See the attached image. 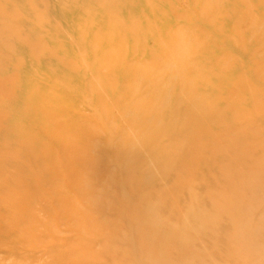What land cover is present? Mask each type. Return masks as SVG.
<instances>
[{"label": "rangeland", "instance_id": "1", "mask_svg": "<svg viewBox=\"0 0 264 264\" xmlns=\"http://www.w3.org/2000/svg\"><path fill=\"white\" fill-rule=\"evenodd\" d=\"M202 2L0 0V264H114L113 243L121 251L120 242L130 235L103 226L127 224L118 201L146 192H127L122 184L120 149L129 134L119 113L135 95L139 69L159 64L151 53L159 50L155 36L166 41L170 31H197L208 45H220L208 61L226 56L252 66L247 51L229 42L233 35L213 25L226 15L223 6L205 20ZM251 87L264 95L260 83ZM225 102L218 97L219 112ZM236 122L237 131L252 125L256 133L249 131L244 148L261 154L264 120ZM218 143L230 145L222 138ZM194 171L204 178L212 174ZM85 177L92 182L88 187L80 184ZM254 184L263 186L259 178ZM111 185L112 197L104 202ZM150 185L158 190L159 182ZM185 196L179 194L182 203Z\"/></svg>", "mask_w": 264, "mask_h": 264}, {"label": "bare ground", "instance_id": "2", "mask_svg": "<svg viewBox=\"0 0 264 264\" xmlns=\"http://www.w3.org/2000/svg\"><path fill=\"white\" fill-rule=\"evenodd\" d=\"M220 5L226 15L213 25L233 35L229 42L247 51L252 66L246 69L245 63L226 56L208 61L220 45H208L197 31H170L166 41L155 36L159 50L151 53L159 64L139 69L135 95L119 113L129 134L120 149L122 184L126 191L146 192L118 201L127 224L103 226L130 235L120 242L121 251L113 243L114 264H264V151L252 146L263 151L253 155L244 148L249 131L256 133L252 125L233 129L241 118L247 124L252 117L264 120V95L250 89L254 82L264 87V33L258 34L264 14L254 10L264 9V0H203L202 18L210 20ZM218 97H226L220 112ZM88 133L93 137L96 130ZM221 138L230 145L221 146ZM227 160L226 166L218 163ZM194 169L212 174L207 179ZM89 178L80 184L91 185ZM256 178L263 186L254 184ZM157 182L158 190L151 189L150 183ZM111 187L104 202L112 197ZM199 187L204 193H197ZM180 193L186 195L184 203ZM181 204L185 206L179 208Z\"/></svg>", "mask_w": 264, "mask_h": 264}]
</instances>
